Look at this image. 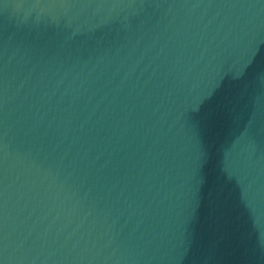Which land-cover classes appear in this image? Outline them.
<instances>
[{"label": "water", "instance_id": "95a60500", "mask_svg": "<svg viewBox=\"0 0 264 264\" xmlns=\"http://www.w3.org/2000/svg\"><path fill=\"white\" fill-rule=\"evenodd\" d=\"M0 264H264V0H0Z\"/></svg>", "mask_w": 264, "mask_h": 264}]
</instances>
